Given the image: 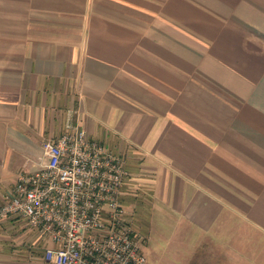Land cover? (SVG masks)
<instances>
[{
	"label": "crops",
	"instance_id": "obj_1",
	"mask_svg": "<svg viewBox=\"0 0 264 264\" xmlns=\"http://www.w3.org/2000/svg\"><path fill=\"white\" fill-rule=\"evenodd\" d=\"M69 121L122 160V211L145 198L168 260L264 264V0H0V204ZM51 246L0 220V264Z\"/></svg>",
	"mask_w": 264,
	"mask_h": 264
},
{
	"label": "built area",
	"instance_id": "obj_2",
	"mask_svg": "<svg viewBox=\"0 0 264 264\" xmlns=\"http://www.w3.org/2000/svg\"><path fill=\"white\" fill-rule=\"evenodd\" d=\"M42 149L47 163L18 177L0 204V220L19 218L49 239L50 264H145L123 217L122 160L71 121Z\"/></svg>",
	"mask_w": 264,
	"mask_h": 264
},
{
	"label": "rangeland",
	"instance_id": "obj_3",
	"mask_svg": "<svg viewBox=\"0 0 264 264\" xmlns=\"http://www.w3.org/2000/svg\"><path fill=\"white\" fill-rule=\"evenodd\" d=\"M139 200H141L139 203L142 205L141 211L139 213H125L126 215L123 213V217L126 223L134 228L140 246L152 251L146 253L148 256L147 264H176L168 260L165 252L169 249L167 248L169 247V241L167 240L168 237H166L168 230L165 231L166 235L164 233L163 235L160 234L163 230H154L150 218L151 214L148 208L145 207V198ZM153 232L154 235H151ZM162 253H165V255H162Z\"/></svg>",
	"mask_w": 264,
	"mask_h": 264
}]
</instances>
